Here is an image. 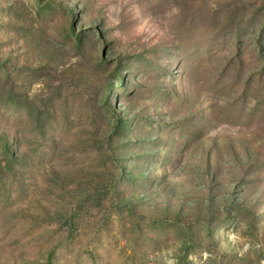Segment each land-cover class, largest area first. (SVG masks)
<instances>
[{"label":"rangeland","instance_id":"1","mask_svg":"<svg viewBox=\"0 0 264 264\" xmlns=\"http://www.w3.org/2000/svg\"><path fill=\"white\" fill-rule=\"evenodd\" d=\"M0 264H264V0H0Z\"/></svg>","mask_w":264,"mask_h":264}]
</instances>
